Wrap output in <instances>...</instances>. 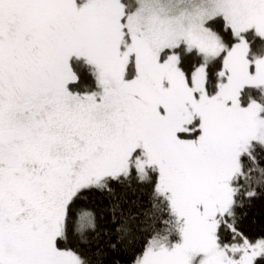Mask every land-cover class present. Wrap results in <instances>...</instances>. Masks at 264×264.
<instances>
[{"label": "snow or ice", "instance_id": "obj_1", "mask_svg": "<svg viewBox=\"0 0 264 264\" xmlns=\"http://www.w3.org/2000/svg\"><path fill=\"white\" fill-rule=\"evenodd\" d=\"M257 202L264 0H0V264H264Z\"/></svg>", "mask_w": 264, "mask_h": 264}, {"label": "trees", "instance_id": "obj_2", "mask_svg": "<svg viewBox=\"0 0 264 264\" xmlns=\"http://www.w3.org/2000/svg\"><path fill=\"white\" fill-rule=\"evenodd\" d=\"M256 216L257 225L254 228V233L259 232V225L260 223H264V203L257 202L255 207L250 211V216ZM111 255L109 256V260H111Z\"/></svg>", "mask_w": 264, "mask_h": 264}]
</instances>
